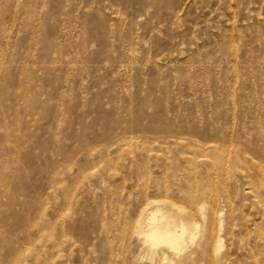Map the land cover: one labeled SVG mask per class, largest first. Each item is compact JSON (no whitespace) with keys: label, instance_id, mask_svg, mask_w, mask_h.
<instances>
[{"label":"rangeland","instance_id":"1","mask_svg":"<svg viewBox=\"0 0 264 264\" xmlns=\"http://www.w3.org/2000/svg\"><path fill=\"white\" fill-rule=\"evenodd\" d=\"M0 264H264V0H0Z\"/></svg>","mask_w":264,"mask_h":264},{"label":"bare ground","instance_id":"2","mask_svg":"<svg viewBox=\"0 0 264 264\" xmlns=\"http://www.w3.org/2000/svg\"><path fill=\"white\" fill-rule=\"evenodd\" d=\"M145 213L147 214L146 222L141 228L144 241L149 245L162 244L173 251H181L185 223L177 222V216L171 206L166 202H161L150 206ZM184 220H189V218L184 216Z\"/></svg>","mask_w":264,"mask_h":264}]
</instances>
